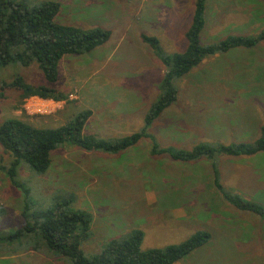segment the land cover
<instances>
[{
    "label": "rangeland",
    "instance_id": "374dc122",
    "mask_svg": "<svg viewBox=\"0 0 264 264\" xmlns=\"http://www.w3.org/2000/svg\"><path fill=\"white\" fill-rule=\"evenodd\" d=\"M17 1L36 5L44 0ZM56 1L61 3L57 22H74L85 29L101 27L110 30L111 37L88 54L63 58L53 86L69 93V99L51 102L52 112H37L35 105L42 99L22 100L20 90L1 87L18 74L29 83H45L37 65L0 67V123L18 118L38 127H55L92 109L86 132L112 140L139 131L161 92L165 71L158 53L141 35L158 36L162 54L183 51L196 0ZM212 2L218 15L210 16V22L206 19L203 45L264 29V0ZM175 84L177 101L149 129L157 134L160 147L251 143L260 136L264 40L255 47H237L207 58ZM150 150L148 139L118 154L64 146L52 153L46 173L22 163L17 179L20 188L30 191L28 201L36 209L70 200L74 208L93 213L92 233L81 245L88 256L134 228L145 232L143 249L165 248L205 230L211 239L175 264H264V219L237 209L221 196L214 186L211 164L204 159L179 162L168 154L154 156ZM11 159L0 145L1 164ZM218 166L228 190L264 203V153L234 159L221 156ZM20 188L0 171L2 232L24 225L21 213L26 196ZM22 243L0 244V264H70L52 252L24 250Z\"/></svg>",
    "mask_w": 264,
    "mask_h": 264
},
{
    "label": "trees",
    "instance_id": "16d2710c",
    "mask_svg": "<svg viewBox=\"0 0 264 264\" xmlns=\"http://www.w3.org/2000/svg\"><path fill=\"white\" fill-rule=\"evenodd\" d=\"M207 2L196 0L192 23L185 33L187 44L183 51L162 54L158 36L141 35L142 40L158 53L165 71L160 84L161 92L139 131L112 140L86 132V124L93 114L91 109L83 110L55 127H38L22 119L8 118L0 123V145L12 159L7 165L0 162V171L20 188L17 176L21 164L26 163L37 173L44 174L52 164V153L61 147L74 146L88 152L118 154L137 146L142 139H148L151 141L150 153L154 156L168 154L173 160L185 163L203 159L208 161L213 168L214 186L221 196L237 209L252 212L264 219V203L228 190L222 182L218 166L221 156L264 153V122L261 134L254 142H199L189 149L173 146L162 148L157 134L149 131L155 120L177 101L176 80L185 78L207 58L237 47H255L264 40L263 29L258 34L229 35L215 44L203 45L201 33L206 22ZM60 11L61 3L56 0H44L36 5L0 0V67L11 64L29 67L35 64L45 79V83L32 84L18 74L13 80L2 82V88L20 90L22 100L31 96L68 100L69 93L53 86L59 80L63 58L88 54L111 37V31L101 27L85 29L57 22ZM20 189L26 196L21 213L24 225L9 233L0 231V244L20 240L24 250L52 252L70 264H175L212 237L209 231L198 230L181 243L169 244L165 248L143 249L145 232L134 228L128 234L108 241L98 254L88 256L81 245L92 233L94 217L91 211L74 208L70 200H62L52 208L36 209L28 201L30 191Z\"/></svg>",
    "mask_w": 264,
    "mask_h": 264
},
{
    "label": "crops",
    "instance_id": "0c3cea01",
    "mask_svg": "<svg viewBox=\"0 0 264 264\" xmlns=\"http://www.w3.org/2000/svg\"><path fill=\"white\" fill-rule=\"evenodd\" d=\"M218 14H217V10L216 8L214 7L213 5V2L212 0H208L207 2V8H206V13H205V17L207 19V21L210 22V16H214L216 17ZM80 18V13L77 12V19ZM74 19V18H73ZM69 24H72V25H76L74 22H70ZM92 110V109H91ZM93 111V110H92ZM93 115V114H92ZM258 155V154H257ZM249 157V156H248ZM227 158H238V157H230L228 156ZM210 176L212 177L211 173H210ZM255 177V176H254ZM261 181V180H260ZM263 182V181H261ZM179 214L180 216H183L184 214H182V210H179ZM29 251H33L35 254H38L39 252L35 251V250H29ZM45 260H49V259H45ZM40 261V260H39Z\"/></svg>",
    "mask_w": 264,
    "mask_h": 264
},
{
    "label": "built area",
    "instance_id": "2783aa9c",
    "mask_svg": "<svg viewBox=\"0 0 264 264\" xmlns=\"http://www.w3.org/2000/svg\"><path fill=\"white\" fill-rule=\"evenodd\" d=\"M42 99V102L41 104H37L35 105L37 107V112H50L51 111V107L50 106V103L53 102L54 104H59V103H63V102H66L65 100H62V101H56L52 98H42V97H39V96H31V97H28V99L31 101L32 99ZM32 105V104H31ZM52 112V111H51Z\"/></svg>",
    "mask_w": 264,
    "mask_h": 264
}]
</instances>
